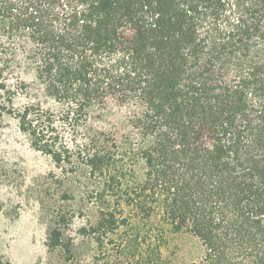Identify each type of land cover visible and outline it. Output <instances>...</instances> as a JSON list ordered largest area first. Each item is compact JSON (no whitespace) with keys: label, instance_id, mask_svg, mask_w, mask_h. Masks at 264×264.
<instances>
[{"label":"trees","instance_id":"1","mask_svg":"<svg viewBox=\"0 0 264 264\" xmlns=\"http://www.w3.org/2000/svg\"><path fill=\"white\" fill-rule=\"evenodd\" d=\"M107 105L123 143L94 121ZM8 129L50 178L95 180L79 231L117 263L171 264L167 226L200 242L192 264H264V0H0ZM57 210L48 246L72 256Z\"/></svg>","mask_w":264,"mask_h":264},{"label":"rangeland","instance_id":"2","mask_svg":"<svg viewBox=\"0 0 264 264\" xmlns=\"http://www.w3.org/2000/svg\"><path fill=\"white\" fill-rule=\"evenodd\" d=\"M93 113L100 116V120L94 119L99 122L97 128L114 133L124 142L128 132L121 112L107 105ZM126 169L129 181L136 185L144 181L145 166L141 160L131 158ZM51 171L59 173L52 162L30 150L23 137L9 129L1 137L0 264H120L114 260L112 245L106 252L79 231L82 226L95 224L98 217L97 208L86 200L95 180H88L83 173L86 170L69 174L63 180L50 178ZM64 192L69 193L68 200L62 198ZM57 209L68 212V219L72 216L65 231L66 240L73 245L72 256L62 248L48 246ZM153 221L159 224L158 216ZM166 237V254L171 264H192L202 257L203 247L190 233H172L166 226Z\"/></svg>","mask_w":264,"mask_h":264}]
</instances>
